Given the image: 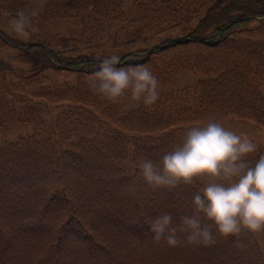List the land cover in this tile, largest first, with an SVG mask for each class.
I'll return each mask as SVG.
<instances>
[{
    "label": "trees",
    "instance_id": "trees-1",
    "mask_svg": "<svg viewBox=\"0 0 264 264\" xmlns=\"http://www.w3.org/2000/svg\"><path fill=\"white\" fill-rule=\"evenodd\" d=\"M173 1L157 3L161 16L170 17ZM180 1V7H193L175 13L172 23L186 22L200 9L194 27L150 50L116 55L117 67L145 65L157 79H165L168 69L206 75L192 86L159 93L153 105L142 102L120 114L116 102L89 88L93 73L108 57L93 58L82 49L67 56L40 43L34 38L37 32L31 33L35 42L21 43L0 29L2 43L30 46L43 59L33 70L15 67L0 56V125L34 127L32 133L0 143V264H264L256 237L247 231L217 238L212 246L156 243L151 221L162 213L171 214L174 221L190 215L192 196L202 185L152 190L138 164L142 158L159 161L181 144L185 133L146 141L114 129L151 131L229 113L264 126V38L242 26L264 16V0ZM38 2L0 0V11L15 17L18 10ZM120 13L121 0H47L32 25L42 29L71 22L83 28L89 21ZM141 33L131 34L129 40ZM46 67L79 70L87 78L43 84ZM33 82L38 83L35 88ZM44 107L59 109L43 118ZM106 121L112 127H106ZM260 155L264 151H256L253 161Z\"/></svg>",
    "mask_w": 264,
    "mask_h": 264
},
{
    "label": "clouds",
    "instance_id": "clouds-1",
    "mask_svg": "<svg viewBox=\"0 0 264 264\" xmlns=\"http://www.w3.org/2000/svg\"><path fill=\"white\" fill-rule=\"evenodd\" d=\"M47 0L20 9L9 21L17 38L29 40L33 19ZM116 55L105 58L89 80V88L101 98L131 100L153 105L159 99V81L145 65L117 67ZM257 144L246 133L237 134L217 114L191 124L180 145L159 161L142 158L138 168L152 190L202 186L193 194L190 215L178 221L169 213L153 219L149 230L156 243L212 246L217 238L238 237L247 231H264V155L253 161ZM183 234V238H181Z\"/></svg>",
    "mask_w": 264,
    "mask_h": 264
},
{
    "label": "rangeland",
    "instance_id": "rangeland-1",
    "mask_svg": "<svg viewBox=\"0 0 264 264\" xmlns=\"http://www.w3.org/2000/svg\"><path fill=\"white\" fill-rule=\"evenodd\" d=\"M169 0H121V13L115 17H99L94 21H89V25L81 28L79 25L71 22H59L54 24L53 28L39 29L37 25H32L31 33H36L40 43H46L53 50H59L60 54L67 56L76 55L81 49V53L90 54L93 58L98 55L111 57L112 55H123L126 51H134L136 49H150L153 45H157L161 40L171 39L185 34L192 29L203 11L198 10L196 15L186 22L173 24L175 13H183L191 11L193 4L189 3L185 7H180L181 1L174 0L170 9V17L161 16L157 3ZM14 18L11 14L0 11V29L8 36L16 39L18 42H35L32 37L29 40H23L16 37L11 30L9 21ZM251 29L252 33L258 37L264 38V16L251 18L244 25ZM142 29L141 37L134 40H129L131 34ZM42 34H39V33ZM0 38L2 36L0 35ZM127 39V40H126ZM126 40V41H124ZM66 42V46L62 43ZM74 46H77L74 47ZM0 56L9 60L15 67L36 69L41 67L43 63L42 57L36 55L30 46L21 47L19 43L8 42L2 43L0 40ZM45 75L41 79V83H49L52 80L57 81H73L75 79L85 80L87 74L82 71L55 69L46 67L42 70ZM206 74L192 71L181 70L178 72L168 69L165 72V79L158 78V92L175 91L185 85H194L200 78ZM38 83L33 82L35 88ZM264 92V89H263ZM141 102L131 100L130 96H126L119 102H116L114 107L117 114L130 110L138 106ZM51 106H54L52 104ZM59 107L52 109L44 107L41 116L48 118L54 115ZM94 112L97 109L92 108ZM225 126L235 131L237 134L246 133L250 139L257 144V151H264V126L256 120L234 113H229L223 117ZM200 121H184L170 124L162 129L151 131H136L132 129H124L114 127L117 131L125 133L128 136L136 134L146 141H157L158 139L168 135H179L185 133L188 126ZM106 127H112L108 121L104 123ZM34 127L32 124H24L19 122L0 125V143L8 140H15L20 135L32 133ZM59 147V144H57ZM60 150V149H59ZM127 173H131L132 165L128 164ZM256 240L263 253L264 259V237L262 233L254 234Z\"/></svg>",
    "mask_w": 264,
    "mask_h": 264
}]
</instances>
